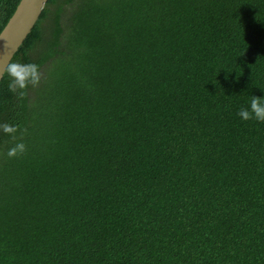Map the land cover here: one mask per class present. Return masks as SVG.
Segmentation results:
<instances>
[{
  "label": "trees",
  "instance_id": "trees-1",
  "mask_svg": "<svg viewBox=\"0 0 264 264\" xmlns=\"http://www.w3.org/2000/svg\"><path fill=\"white\" fill-rule=\"evenodd\" d=\"M11 62L0 264H264V0H48Z\"/></svg>",
  "mask_w": 264,
  "mask_h": 264
},
{
  "label": "water",
  "instance_id": "water-1",
  "mask_svg": "<svg viewBox=\"0 0 264 264\" xmlns=\"http://www.w3.org/2000/svg\"><path fill=\"white\" fill-rule=\"evenodd\" d=\"M48 0H20L13 15L0 33V82L4 68L11 63L40 18Z\"/></svg>",
  "mask_w": 264,
  "mask_h": 264
},
{
  "label": "clouds",
  "instance_id": "clouds-1",
  "mask_svg": "<svg viewBox=\"0 0 264 264\" xmlns=\"http://www.w3.org/2000/svg\"><path fill=\"white\" fill-rule=\"evenodd\" d=\"M4 72L10 77L8 82V88L10 91H19V95H23V90L29 85H35L39 82L40 73L38 65L35 63H17L11 62L6 65ZM237 115L243 119L248 120L250 118H255L258 122H264V96H252L248 107H241L237 112ZM3 130L5 132H12L15 129L8 125H4ZM23 144H17L14 148L10 149L8 152L9 156H13L16 152L23 150Z\"/></svg>",
  "mask_w": 264,
  "mask_h": 264
}]
</instances>
